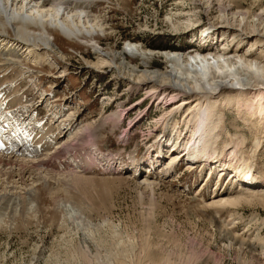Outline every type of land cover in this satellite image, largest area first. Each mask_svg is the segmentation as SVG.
Returning <instances> with one entry per match:
<instances>
[{
    "label": "rangeland",
    "instance_id": "rangeland-1",
    "mask_svg": "<svg viewBox=\"0 0 264 264\" xmlns=\"http://www.w3.org/2000/svg\"><path fill=\"white\" fill-rule=\"evenodd\" d=\"M81 1L83 8L87 7L85 14L92 18L88 25L98 27L89 28L88 33L84 31L73 37L67 32L65 35L70 37L66 38L55 26L51 28L48 22L45 33L51 38L47 39H52L57 47L50 41L51 45L58 48L64 56L52 54L53 49L39 45L38 40L35 43L38 44L37 52H40L46 61L50 60L51 66L47 62H37L26 53L25 46H15L11 51L12 46L7 40L14 42L16 33L13 28L17 27V23L12 22L14 27H11L4 19L2 21L7 30L0 26V34L6 39L1 40L3 49L7 53L12 52L6 56V63L10 64L9 70L22 69L23 72L15 82H21L19 92H23L25 99L23 103L20 101V104L13 107L15 111L12 112L11 120L25 124L24 134L34 137L42 126H50L51 116H57L59 111V117L65 124L68 123L64 118L66 114L62 112L68 107L75 115V120L69 125L70 130L75 122L79 125L82 123L83 129L89 131L88 136L84 139L82 137L81 141H70L74 145L70 148L73 155L67 153L66 147L57 148V143L64 142L68 134L66 126L62 124V127L48 136H56L54 138H57V141L46 156H40L46 152L42 142L34 144V149H31V145L24 157L22 148L15 147L5 153L1 152L4 158L11 160L24 158L20 163L17 160L13 165L8 163L5 168L19 167L18 171L23 172L26 184H31L37 178L40 183L37 186V207L34 215L30 216L31 219H25L26 215H23L22 219L0 227V264H264V255H259V260H253L248 251L230 247L218 234V228H224L237 233L243 242H254L255 248L260 243L258 238H264L263 205L246 202L219 208L207 205L217 198L226 197L229 189L240 188L229 184L218 191L220 194L212 193L211 179L222 172L221 168L216 166L212 178L205 182L208 165L204 169L193 165L189 168L187 162L191 161L180 158V161L174 164L175 168L165 173L164 165L158 167V164L172 157L174 150L159 157L160 161L155 163V170L150 173V176H154L151 179L155 184L152 188L139 183L146 174L143 172L149 169L147 164L140 165L142 169L137 170L141 172L139 175H134L128 170L131 160L146 161L150 155L152 157L157 153L156 144L165 139L162 135L164 126L161 117L165 112L172 108V111H175L174 121L182 120L196 103L190 100L181 106V109H175L171 105L166 107L164 102L167 97L148 92L143 86L144 82L122 75L116 70L115 64L95 60L99 53L106 58L114 52L126 51L129 41L144 48L147 55L153 52L149 55L152 59L150 66L157 70L168 66L160 54L163 49L218 51L224 46V41L204 45L216 36L209 35L205 40L202 34H199L202 27L207 28L211 24L223 25L220 19L215 18L218 14L217 4L223 2L224 5H230L236 19L231 22L234 24L232 26L243 36L247 30L240 27L245 21L238 28L235 24H238L237 19L240 18L237 16L248 10L254 11L248 20L256 24L254 14L260 13L261 8H264V0ZM181 6L187 9L198 8L192 13L191 21L184 16L180 17L181 15H178L179 18L177 15L173 16L178 27L184 24L179 30H173L168 14L174 13ZM232 14L229 15L231 19ZM195 23H202V26L196 27ZM263 25L261 23L258 30ZM37 26L30 24L28 29L35 34L36 31L32 30ZM186 26L188 27L185 28ZM70 27L72 29L71 25ZM194 34L198 35L199 41L194 42ZM225 37L229 36L225 34ZM19 38L25 41L24 37ZM190 42L200 47H193ZM227 43L232 45L234 41L230 38ZM241 46L243 51H257L245 43ZM140 52H143L142 49ZM140 52L139 49L137 51L133 48L131 55L138 56ZM48 54L51 55L48 57ZM133 59L139 62L137 58ZM0 61H4L3 56H0ZM13 74L12 70L10 76ZM14 76H7L2 86ZM8 82L11 89L14 84ZM9 88V96H12ZM221 108L219 144L224 146L230 139L239 138L243 141V154H246L253 148L255 139L259 140V148H256L258 183L252 187L248 184L239 186L245 191L264 192V122L263 125L258 124V114H252L243 104L239 107L232 105ZM257 109L256 105L252 108L255 112ZM4 116L9 119L7 115ZM56 120H53L55 124ZM52 126L57 128L54 124ZM182 127L183 124L180 125V130ZM175 129H170L167 139L185 142L187 136L182 133V138L177 137ZM5 134L6 132L2 133L1 140ZM51 139L47 141L50 142ZM163 143L160 142V146L165 147V151L168 144ZM167 143L170 144V140ZM8 148L11 149L7 146ZM13 151H17L15 153H19V156L13 155ZM108 157L113 159L109 160ZM13 172L17 174L16 177L13 175L17 181L10 183L13 187L20 188L19 173L16 170ZM68 172L76 173L79 178H71ZM223 173L225 180L232 174L230 169ZM40 174L45 177L40 178ZM4 182L6 183V179ZM47 183L50 185L48 190L44 187ZM12 189L14 188H7L5 191H13ZM62 202L70 203L78 213L70 216L66 214L61 209ZM245 238L247 239L243 240Z\"/></svg>",
    "mask_w": 264,
    "mask_h": 264
},
{
    "label": "bare ground",
    "instance_id": "bare-ground-1",
    "mask_svg": "<svg viewBox=\"0 0 264 264\" xmlns=\"http://www.w3.org/2000/svg\"><path fill=\"white\" fill-rule=\"evenodd\" d=\"M209 1L210 0H208V2ZM217 1L220 2V0ZM82 3L83 2L81 0H0V26L2 27V29L4 30L6 27L2 21L4 19V22H6L8 25H11V27H14L12 22L17 23V27L13 28V32L16 33L15 39H13L14 42L12 40H7V42L12 46L11 51L15 49V46H25L26 53L32 56L37 62H47V64L51 66L52 64L50 60L46 61L45 57L41 55L40 52H37L38 47H36L38 46V44L41 46L50 47L53 49L52 54L56 53L55 55H59L60 57H62L63 55L60 54L62 52L58 48L56 49L53 47V45H51V43H54L52 39L50 40L51 43L47 39L51 38L47 33H45L47 30L46 28L48 26V22L51 28L55 26V28H57V30H59L62 35H65L67 34V32H69L70 36L72 37L74 35L79 36L84 31L88 33L89 28L93 29L95 27H98V25H88V22L92 21V18L90 17V15L85 14V9H87V7L85 6L86 8L84 9ZM217 6L218 14L217 16H215V18L217 20L220 19V23H222L223 25L217 26V24H211L207 28L202 27L199 29V34H202L201 36H203L205 40H207L209 35H211V37L216 36L213 39L210 37L211 40L206 41L205 44L202 43L204 45H207L206 43L214 45L216 43H219L220 41H224V46L220 47L218 51L209 50L206 52H201L199 50L180 51L163 49V52H160V54L164 57L168 66H166L164 69L157 70L152 69L150 66L152 59L149 57V55H151L153 52H150L147 55V53L143 50L144 48H142L137 43L135 45V42L132 43L131 41H129L126 44V49L124 48L126 51L114 52L112 55H109V57L106 58L105 55L99 53L96 56L95 60L108 61V63L115 64L116 70L122 75L127 77L129 76L134 80H141V82H144L145 84L143 86L146 87V90H149L148 92L161 94V96L167 97L164 102L166 103V107H169L171 105L175 109H181V106H183L190 100L196 103L191 107L190 111L185 114V116H183L182 120L174 121L175 111H172V108H170L168 112H165V114L161 116L162 125L164 126L162 135H164L165 139L163 138L164 141H161L162 139L160 138L161 140L156 144L158 149L156 150L157 153L155 152L156 154L152 157L150 155V157L146 161H138L135 159L134 162L131 160L129 163L130 166L128 167V170H131V173H133L134 175H139V173H141L137 172L139 168L142 169V166L140 167V165L147 164V166H149V169H147L146 172H143L146 174L143 177L144 179L139 181L140 184H143L145 187L151 186L152 188V186L155 185L153 183L154 181L151 180L152 178H154V176H150V173L155 170V163L160 161L159 157H162L164 154L166 155L167 152L169 153L175 150L172 157L158 164V167L159 165H164L163 169H165V173L173 170L175 168L174 164H176V162H179L180 158H186L191 161L187 162L189 168H191V165H193L196 167L201 166V169H204V167L208 165L207 169L209 171H205V175L207 174L205 182L212 178L211 176L216 166L221 168L220 170L222 172L219 175H214V179H211L210 190L212 189L213 194L221 189L223 190L224 186H227L229 184L231 186L236 185L240 187L236 190L229 189L226 197L217 198L216 200L207 203L208 206L215 208L228 207L236 206L241 202L250 204L258 203L264 206V192H253L249 190L245 191L241 186H239L248 184V186L252 187L253 185H256V183H258L259 168L256 166V148H259L258 138L255 139L253 148L246 154H243V141L239 138L235 137L230 139V141L224 146H222L223 144H219L220 142L218 141V139H220L219 131L221 129V107L232 105L239 107V105L243 104L246 106V108L249 109V112L251 111L252 114H258V124H262L264 122V25L261 29L258 30V26L261 23L264 24V8H261L260 13L254 14L257 21L256 24L251 23L248 20L251 13H253L254 11L252 12L251 10H248L246 13H241L240 16H237V18L240 19H237L238 24L236 23L235 25L239 28L240 24L245 21L243 23L244 25L240 28L247 30L246 34L244 33L245 35L241 36L232 26L234 24L231 22L235 21L236 19H234L235 14H232L233 11L230 5H224L223 2H220L217 4ZM188 7H190V5ZM232 7L234 6L232 5ZM197 8L191 7L187 9L181 6V8H177V11H175L174 13H169L168 20L170 21L173 30H179L184 26L183 24L181 27H178L175 22L176 19L173 20L174 18H172L173 16L181 15L180 17L184 16L185 19L187 18V20L191 21L190 17L193 16L192 13L195 12V9ZM220 13L222 15H220ZM230 13L232 14V19L229 17ZM244 15H246L247 17ZM177 18H179V16ZM95 21L96 18H94L93 22ZM30 24L38 25L40 27L39 28L37 26L35 30H32L36 31L35 34L29 31L28 28ZM70 25L72 26V29ZM194 25L198 27L200 25L202 26V23H195ZM101 26L102 24L99 25V28H101ZM188 26H186L185 28H187ZM256 30L259 33L256 32ZM254 32H256V34ZM5 33L6 31L4 32V34ZM36 33H38V35ZM42 34H45L46 37ZM225 34H227V36L229 37H225ZM70 36L65 35L64 37L68 38ZM197 36V34H194V42H196V40L199 41V38ZM19 37H24L25 41H22ZM226 38L227 40L225 41ZM230 38L232 41H234V44L232 45H228L227 43ZM237 38L240 39L238 40ZM1 40L6 41V39H3V35L0 34V56H3L4 59V61H0V86H2V83L4 81H6L7 76L12 77L13 75H15L13 78L8 80L12 83V85L14 84V86L11 85V89L9 88L10 83L8 81L7 83H4V86L0 87V106L3 103V100L7 99L2 107V110L7 113L8 111H10L11 107L18 103L20 104V101L23 103L25 99V97H23L22 95L23 92H19L21 88V82H15L18 76L20 74H23V72L22 69H12L14 74L10 76L12 70H9L10 64L6 63V56L9 55L11 51L7 53L5 49H3ZM36 40H38V44L35 43ZM242 43H245L249 46L251 45V47L257 49V51H243L241 46ZM54 45L56 46L55 43ZM192 46H196L198 48L200 47V45L197 44ZM133 48L137 51L139 49V52L142 49L143 52H140V54L138 55L139 57L131 55ZM127 53H129V55H126ZM50 55L51 54H48V57ZM125 55L129 57L127 58L125 57ZM133 58H137L139 62H135ZM8 88L11 91L12 96H9L10 92H8ZM13 94H15L17 97H15ZM42 94L43 93L41 92L40 95L42 96ZM254 104L258 106L257 112H255L256 110H252V108H254L255 106ZM59 112L61 113V111ZM62 112L66 114V116H64V118L68 121V123L66 124L64 123L63 119L59 117V113L57 116H51L50 126H42V128L38 129L39 132H37L36 136L34 137L25 138V136L21 133L14 134L12 129L9 128L4 135V139H0V180L3 178L6 179V183L4 182V179L0 183V227L8 226V223H14V221L22 219L23 215H26L25 219L29 220L30 216L33 214L37 207V186L40 183L38 181L39 178H37L36 180L32 181L31 184H26V179L23 176V172L20 173L21 170L18 171L19 167H4L8 163L13 165L16 160L18 161V163H20L21 160L24 161V158L21 157V160H11L7 156H5L7 158H4V156L2 155L6 152L7 146L11 148L17 147V149L22 148L21 152L24 151V157L27 154L26 150L31 147V145V149H34V144H39L42 142V145H44L46 152L40 154V156H46L45 154L49 152L51 148H53L52 146H54V142L57 141V138H54L56 136H48L50 135V133L53 134L54 131L62 127V125H65L66 128H64L66 129V131L68 130V134L64 139V142L60 141L57 143V148L61 149L62 147H66L67 153L73 155V151L72 149L70 150V148H72L74 145L70 143V141H81L82 137L84 139L86 135L88 136L89 131L83 129V124L81 122L80 125L75 124L74 122L70 130L69 125H71V123H73V121L75 120L73 111H70V109L68 110V107H65ZM54 118L57 119L56 124L53 122ZM53 124L57 127L56 129L52 126ZM181 124H183L184 127H182V130H180ZM171 128H176L175 132L177 133V137H180L181 134L184 133V136H187L185 142L183 141V143H181L178 140L169 138L167 139ZM92 130L95 131V129ZM2 133H4V131L1 127L0 136L2 135ZM95 136H92V138ZM50 138L52 139L51 141L49 140L50 142H48L47 139ZM169 140L170 144L167 143V141ZM160 142H164L163 144H168L167 150L163 151L165 147L161 148ZM24 146L26 148H23ZM13 152V155L19 156V153H15L17 151ZM103 159L106 160L105 157H103ZM111 159L113 158L110 157L109 160ZM114 162L115 164H117L116 161H113V163ZM36 164L39 165L38 163ZM42 164L44 163L42 162ZM227 169H230V172L232 174L225 180V178H223V172ZM13 170H16L19 173L18 176H20L21 179V182H19V184H21L20 188H17L15 186L13 187L10 183L12 181L14 183L17 181V178L13 177V175H15V177L17 176V174L14 173ZM40 175V178L45 177V173L44 175ZM70 176L71 178H79L76 173H72L70 174ZM201 182H203V179ZM48 186H50L49 183H47L44 187L48 190ZM7 188L14 189H12L13 191H5V189L7 190ZM62 203L63 205L61 206V209L66 214L68 213L69 216L78 213L70 203ZM218 229L220 238L225 242H228L230 247H237L243 252L248 251L253 260L258 259L259 255H264L263 237L258 238V241L260 243L257 244L255 248L253 245L254 242H243L242 239H239L237 233L234 234L233 232L221 227H219ZM246 239L247 238L243 240ZM253 239L256 240L255 237ZM256 249L261 250L254 252L256 251Z\"/></svg>",
    "mask_w": 264,
    "mask_h": 264
}]
</instances>
